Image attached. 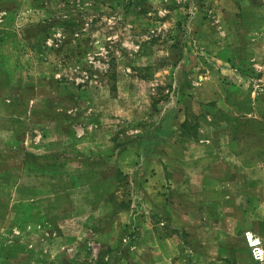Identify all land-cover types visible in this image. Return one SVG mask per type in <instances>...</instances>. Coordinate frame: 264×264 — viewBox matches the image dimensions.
Wrapping results in <instances>:
<instances>
[{
	"label": "rangeland",
	"instance_id": "374dc122",
	"mask_svg": "<svg viewBox=\"0 0 264 264\" xmlns=\"http://www.w3.org/2000/svg\"><path fill=\"white\" fill-rule=\"evenodd\" d=\"M244 230L264 0H0V264H261Z\"/></svg>",
	"mask_w": 264,
	"mask_h": 264
},
{
	"label": "built area",
	"instance_id": "2783aa9c",
	"mask_svg": "<svg viewBox=\"0 0 264 264\" xmlns=\"http://www.w3.org/2000/svg\"><path fill=\"white\" fill-rule=\"evenodd\" d=\"M243 240L251 258L264 264V240L251 230L243 231Z\"/></svg>",
	"mask_w": 264,
	"mask_h": 264
},
{
	"label": "crops",
	"instance_id": "0c3cea01",
	"mask_svg": "<svg viewBox=\"0 0 264 264\" xmlns=\"http://www.w3.org/2000/svg\"><path fill=\"white\" fill-rule=\"evenodd\" d=\"M158 172H156V174H157ZM35 188H37L38 189V184L36 185V186H34ZM71 205H73V204H71ZM195 223V222H194ZM220 229V228H219ZM228 230V228L226 229V231ZM228 232V231H227ZM218 233L219 234H221V230H218ZM221 236H222V234H221ZM221 236H219V237H221ZM261 238H262V240H264V237H262V236H260ZM155 241H156V245H155V247H153V248H150L151 249V251L152 252H155V253H160L161 251H162V253H164L165 255H167L169 252V250L170 249H172V245H171V243H173V241H172V237H165V238H157V239H155ZM164 246V247H163ZM160 247L162 248V250L160 249ZM164 251V252H163ZM249 253V252H248ZM250 255V254H249Z\"/></svg>",
	"mask_w": 264,
	"mask_h": 264
},
{
	"label": "trees",
	"instance_id": "16d2710c",
	"mask_svg": "<svg viewBox=\"0 0 264 264\" xmlns=\"http://www.w3.org/2000/svg\"><path fill=\"white\" fill-rule=\"evenodd\" d=\"M111 59H114V57L112 56ZM113 63H114L113 61L109 63V67H110V68H113V66H114ZM112 65H113V66H112ZM108 69H109V68H108ZM110 70H111V69H110ZM90 77H91V74H88L87 77H86V79H88V78H90ZM156 89H158V91H159V90L161 91V90H162V87L159 86V85H157V86H156ZM158 93H159V92H158Z\"/></svg>",
	"mask_w": 264,
	"mask_h": 264
}]
</instances>
